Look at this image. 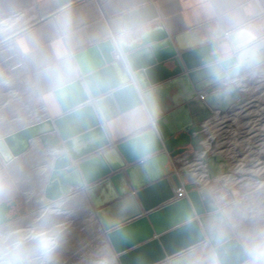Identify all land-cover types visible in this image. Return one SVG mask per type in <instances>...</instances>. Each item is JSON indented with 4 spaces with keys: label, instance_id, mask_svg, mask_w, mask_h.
<instances>
[{
    "label": "clouds",
    "instance_id": "9594fccd",
    "mask_svg": "<svg viewBox=\"0 0 264 264\" xmlns=\"http://www.w3.org/2000/svg\"><path fill=\"white\" fill-rule=\"evenodd\" d=\"M189 21L180 47L192 54L217 99L227 100L249 80H264V0H182ZM75 0H0V264H62L69 217L93 190L97 158L119 140L147 165L155 155L159 116L144 64L163 45L165 18L151 0H108L107 12L87 26ZM39 15V22L37 16ZM32 140L30 162L8 145L26 129L45 127ZM99 130L91 155L83 126ZM26 185L34 209L15 211ZM264 188V186H261ZM210 211H195L174 227L201 228L202 240L161 264H264V191L230 195L205 185ZM103 218L98 243L80 264H118L112 238L128 236L126 214Z\"/></svg>",
    "mask_w": 264,
    "mask_h": 264
},
{
    "label": "water",
    "instance_id": "95a60500",
    "mask_svg": "<svg viewBox=\"0 0 264 264\" xmlns=\"http://www.w3.org/2000/svg\"><path fill=\"white\" fill-rule=\"evenodd\" d=\"M144 67L159 110L153 134L154 158L147 165L141 164L129 155L123 143H111V152L97 158L91 181L93 190L86 197L99 225L103 218L119 214L123 200L133 201L125 218L128 236L112 238L118 264H161L167 256L203 239L199 225L190 231L174 225L192 211L197 216L210 211L202 191L205 185H215L230 193L223 182L232 173L230 157L209 151L212 142L206 148L201 141L208 120L241 103L245 93L242 85L229 99H217L200 74L196 58L185 50H178L166 31L163 45ZM47 127L26 129L10 137L7 143L22 157L26 154L25 159L32 150V140L41 138ZM83 132L91 144L84 155L108 145L107 141L96 143L99 130L94 125L83 126ZM195 158L204 173L202 183L195 180L198 170L191 163ZM177 188L184 195L175 199ZM26 192L24 187L20 194ZM24 203L28 210V201ZM235 255L234 250L229 253L225 264H232Z\"/></svg>",
    "mask_w": 264,
    "mask_h": 264
},
{
    "label": "rangeland",
    "instance_id": "374dc122",
    "mask_svg": "<svg viewBox=\"0 0 264 264\" xmlns=\"http://www.w3.org/2000/svg\"><path fill=\"white\" fill-rule=\"evenodd\" d=\"M249 81L244 84L247 90L243 102L223 115L226 121L211 133L214 144L231 159L232 173L227 178L230 195L254 189L264 191V80ZM22 196L30 199L31 195L27 192ZM33 209L16 213L22 217ZM68 224L62 264H80L81 258L96 246L99 236L97 222L85 201L69 217Z\"/></svg>",
    "mask_w": 264,
    "mask_h": 264
},
{
    "label": "crops",
    "instance_id": "0c3cea01",
    "mask_svg": "<svg viewBox=\"0 0 264 264\" xmlns=\"http://www.w3.org/2000/svg\"><path fill=\"white\" fill-rule=\"evenodd\" d=\"M107 5H108V0H75L74 7L77 10L78 14L83 18L84 23L87 26H93L97 22H99L102 19V17L106 14L108 10ZM151 7L154 11L161 14L165 18L166 32L172 38L175 47L178 50L181 51L184 50L180 47L179 40L188 31L189 21L182 0H151ZM37 21L39 22V15L37 16ZM237 105L239 104L237 103L234 104L229 109V111L234 107H236ZM226 113L213 115L211 119L208 120V124L205 125L203 139L201 141L202 144L206 146V148L207 145H209V142H212L210 143L208 150L219 151L224 156L227 155L214 144L211 133L215 131L216 127L224 124L226 119L223 118V115H225ZM115 142H119V140L113 141L112 143ZM196 153L198 154L199 152L197 151ZM25 155H23V157H25ZM32 157H33V151L30 150L29 153H27L25 159L31 162ZM191 163L193 164L194 168L198 170L195 179L200 183L204 182L201 163L198 161L197 158L193 159ZM223 182L229 188V183L227 179H223ZM25 187L28 194L31 195L30 199H34L32 197L33 188H30V185H26ZM30 199L29 198L25 199L21 194L18 195L16 199L17 202L16 212H18V214L21 215L23 214V212H26V206L24 203L25 200H29L30 202L29 209L31 211V209L34 207V200L32 201ZM28 214H26L25 216H27Z\"/></svg>",
    "mask_w": 264,
    "mask_h": 264
},
{
    "label": "bare ground",
    "instance_id": "6f19581e",
    "mask_svg": "<svg viewBox=\"0 0 264 264\" xmlns=\"http://www.w3.org/2000/svg\"><path fill=\"white\" fill-rule=\"evenodd\" d=\"M256 81V80H255ZM249 82V81H248ZM245 84V83H244ZM243 84V89H244V91L246 92V87H245V85ZM245 94V93H244ZM244 100V99H243ZM243 100H242V102H243ZM241 102V103H242ZM241 103H237V104H241ZM203 171V170H202ZM197 175V174H196ZM203 175V178H204V173L202 174ZM196 180V179H195ZM27 193V192H26ZM28 201V205H30V202H29V200H27ZM87 204H88V208H89V210H90V212H92V216H93V218L95 219V221L97 222V220H96V218H95V216H94V212L92 211V209H91V207H90V204H89V202H88V200L85 198V200H84ZM26 215V214H25ZM24 215V216H25ZM30 215H31V213L30 214H28L27 216H22V217H19L21 220H27L29 217H30ZM97 225H98V228H99V224H98V222H97Z\"/></svg>",
    "mask_w": 264,
    "mask_h": 264
},
{
    "label": "built area",
    "instance_id": "2783aa9c",
    "mask_svg": "<svg viewBox=\"0 0 264 264\" xmlns=\"http://www.w3.org/2000/svg\"><path fill=\"white\" fill-rule=\"evenodd\" d=\"M183 195H184L183 190H182L181 188H177V189L175 190L174 198H175V199H178V198L182 197Z\"/></svg>",
    "mask_w": 264,
    "mask_h": 264
},
{
    "label": "flooded vegetation",
    "instance_id": "af4514ba",
    "mask_svg": "<svg viewBox=\"0 0 264 264\" xmlns=\"http://www.w3.org/2000/svg\"><path fill=\"white\" fill-rule=\"evenodd\" d=\"M16 207H17V205L15 206V211H16Z\"/></svg>",
    "mask_w": 264,
    "mask_h": 264
},
{
    "label": "trees",
    "instance_id": "16d2710c",
    "mask_svg": "<svg viewBox=\"0 0 264 264\" xmlns=\"http://www.w3.org/2000/svg\"><path fill=\"white\" fill-rule=\"evenodd\" d=\"M23 211V210H22ZM22 211H20V212H22Z\"/></svg>",
    "mask_w": 264,
    "mask_h": 264
}]
</instances>
